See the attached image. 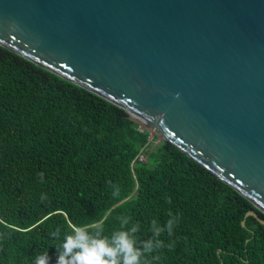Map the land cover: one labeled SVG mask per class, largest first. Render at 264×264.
Segmentation results:
<instances>
[{"label": "trees", "instance_id": "16d2710c", "mask_svg": "<svg viewBox=\"0 0 264 264\" xmlns=\"http://www.w3.org/2000/svg\"><path fill=\"white\" fill-rule=\"evenodd\" d=\"M248 210L264 219L170 141L153 145L124 108L0 45V264L45 250L56 264L72 225L99 220L110 235L121 215L146 240L170 212L179 222L160 239L172 247L153 264H264V225Z\"/></svg>", "mask_w": 264, "mask_h": 264}, {"label": "water", "instance_id": "95a60500", "mask_svg": "<svg viewBox=\"0 0 264 264\" xmlns=\"http://www.w3.org/2000/svg\"><path fill=\"white\" fill-rule=\"evenodd\" d=\"M0 45L154 125L264 213V0H0Z\"/></svg>", "mask_w": 264, "mask_h": 264}, {"label": "clouds", "instance_id": "9594fccd", "mask_svg": "<svg viewBox=\"0 0 264 264\" xmlns=\"http://www.w3.org/2000/svg\"><path fill=\"white\" fill-rule=\"evenodd\" d=\"M43 182V173H38ZM112 195L119 196V188L116 185ZM120 228L110 235H105L102 221H91L87 225H72L69 232L63 234L57 247L56 264H153L159 260V255H153L159 250L172 245H166L160 239L162 234L171 236L174 227L179 222V215L169 213V219L161 225L157 220L151 222L152 236L141 240L138 236L140 226L133 223L130 216L118 217ZM130 225V226H129ZM50 235L60 240L61 230L56 228ZM48 251L35 255L32 264H49Z\"/></svg>", "mask_w": 264, "mask_h": 264}, {"label": "rangeland", "instance_id": "374dc122", "mask_svg": "<svg viewBox=\"0 0 264 264\" xmlns=\"http://www.w3.org/2000/svg\"><path fill=\"white\" fill-rule=\"evenodd\" d=\"M140 128L143 129L142 127H140ZM148 131H149V139L152 140V144L153 145L159 144L164 139L163 135L156 130L154 125H150L149 128H148ZM153 136H154V138H153ZM140 158L142 160H145V156L144 155L140 156Z\"/></svg>", "mask_w": 264, "mask_h": 264}, {"label": "built area", "instance_id": "2783aa9c", "mask_svg": "<svg viewBox=\"0 0 264 264\" xmlns=\"http://www.w3.org/2000/svg\"><path fill=\"white\" fill-rule=\"evenodd\" d=\"M140 156H142V155H140ZM140 156H139V159H141ZM141 160H142V159H141Z\"/></svg>", "mask_w": 264, "mask_h": 264}]
</instances>
